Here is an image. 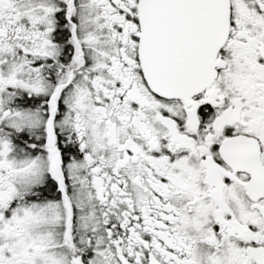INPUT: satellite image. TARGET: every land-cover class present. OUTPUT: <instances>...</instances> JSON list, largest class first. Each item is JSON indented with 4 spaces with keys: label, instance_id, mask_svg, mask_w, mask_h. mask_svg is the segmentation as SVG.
Listing matches in <instances>:
<instances>
[{
    "label": "snow or ice",
    "instance_id": "snow-or-ice-1",
    "mask_svg": "<svg viewBox=\"0 0 264 264\" xmlns=\"http://www.w3.org/2000/svg\"><path fill=\"white\" fill-rule=\"evenodd\" d=\"M0 264H264V0H0Z\"/></svg>",
    "mask_w": 264,
    "mask_h": 264
}]
</instances>
